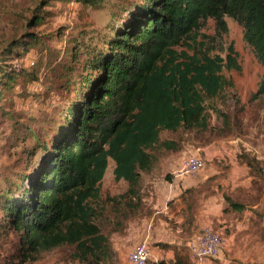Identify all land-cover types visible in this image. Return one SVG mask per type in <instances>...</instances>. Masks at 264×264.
Returning a JSON list of instances; mask_svg holds the SVG:
<instances>
[{
    "label": "trees",
    "instance_id": "16d2710c",
    "mask_svg": "<svg viewBox=\"0 0 264 264\" xmlns=\"http://www.w3.org/2000/svg\"><path fill=\"white\" fill-rule=\"evenodd\" d=\"M56 1L95 9L105 4V0L38 2L22 24L25 29L20 31L19 24L17 33L0 43V99L21 76L22 69L11 64L12 58L20 60L33 46H44L43 35L31 29L45 24L50 15L45 9ZM16 14L11 11V16ZM227 18L243 28L245 42L264 68V0H138L123 7L117 22L99 34L95 44L91 38L84 41L85 33L73 40L60 68L71 75L80 55H85V72L71 87L75 95L54 117L58 124L48 139L34 135L19 182L0 194V235L8 229L20 234L23 261L69 247L73 261L105 264L113 245L98 221L105 214L99 202L110 161L116 182L128 184L124 194L107 198L114 214L137 211L139 204L144 205V175L159 169L166 155L184 151L179 139H163V132H207L212 130V114L231 127L230 116L208 100L234 87L222 74L241 72L234 47H229L225 59L205 56L202 62L185 54L180 61L175 51L208 19L227 33ZM260 97L264 75L253 99ZM224 199L229 206L224 212L245 210L232 198ZM122 228L121 222L117 229ZM162 244L157 246L173 248L176 256L175 261L158 264H191L187 250Z\"/></svg>",
    "mask_w": 264,
    "mask_h": 264
},
{
    "label": "rangeland",
    "instance_id": "374dc122",
    "mask_svg": "<svg viewBox=\"0 0 264 264\" xmlns=\"http://www.w3.org/2000/svg\"><path fill=\"white\" fill-rule=\"evenodd\" d=\"M40 1L2 0L1 45L17 33L19 24L20 31L25 29L23 22L31 18L35 5ZM134 1L138 0H105L104 7L99 9L85 8L77 2L59 1L46 7L45 11L50 15H46L45 24L31 29L43 35L44 46H33L20 60L17 56L12 58L11 64L22 69L21 76L11 92L0 99V194L19 182L28 152L35 144L34 135L48 139V133L58 124L54 117L75 95L71 87L85 72V55H80L77 70L71 75L62 74L63 69L60 68L67 59L64 54L74 47L73 40L85 33L87 38L84 41L91 38L90 42L95 44L97 36L108 32L117 22L123 7ZM11 11L17 12L16 16H11ZM226 22L228 32L221 33L213 19L203 21L190 38L175 47V51L180 61L185 54L202 62L205 56L225 59L229 47H234L241 72H222L234 82V87H227L218 98L208 100L230 116L231 127L226 128L222 120L212 114V130L207 132H163V139H179L184 151L165 157L163 153L160 168L143 178L146 194L152 192L151 181L174 180V172L182 157H201L206 164L201 173L212 171V176L197 189L192 204L195 210L192 221L181 224L175 205H168L166 214L161 213V209H154L149 202V208L139 204L137 211L125 209L123 213L114 214L112 203L107 198L124 194L128 184L116 182L113 174L115 164L110 161L99 202L104 206L105 214L98 221L113 245L111 257L105 264H128L127 255L132 246L144 242L154 251L151 264L168 261L167 256L173 250L157 245L170 243L177 249L188 250L194 233L199 235L206 227L222 235L226 242L221 257L213 264H264V97L253 99L263 80L264 68L245 42L243 28L230 18ZM205 151L216 156L207 158ZM200 174L197 177H201ZM169 176L171 180H168ZM147 196L148 200L156 198L150 193ZM224 196L243 204L245 210L224 212L229 207ZM121 222L123 228L119 230L117 227ZM72 254L71 248L64 247L43 253L35 260L23 261L20 234L8 229L0 235V264H81L72 260Z\"/></svg>",
    "mask_w": 264,
    "mask_h": 264
},
{
    "label": "crops",
    "instance_id": "0c3cea01",
    "mask_svg": "<svg viewBox=\"0 0 264 264\" xmlns=\"http://www.w3.org/2000/svg\"><path fill=\"white\" fill-rule=\"evenodd\" d=\"M205 155L207 158H210V156H211V158H214L216 156L215 153L214 154H212V153L208 154L206 151H205ZM185 158H186V156L181 158L179 167L174 172V180H172L171 182H169L165 179H163L159 182L151 181L152 186L150 189L152 190V192L151 191L146 192V194L144 195V197L142 199L144 205L147 208L150 207L149 205H152L154 209H161V213H166V214L168 213V210H169L168 205H175L176 210H177V211H175V213H180V217H181L180 223L183 225L187 224L188 221L191 222L192 221L191 220L192 215H193V213L195 214V210L192 207V204L194 202V198H195V194L197 193V189L201 188L204 185V183L207 180H209L208 177L212 176L211 175L212 171H209L207 173L206 172L201 173L200 174L201 177H197L198 175H195V176L187 175V176H184L183 178H176L175 173L181 168V164ZM144 192H145V190H144ZM147 193H150L151 195H155L156 198L150 197L148 200ZM148 202L150 203L149 205H148ZM201 225H202V223H200V226ZM193 236L194 237L191 239V241L194 240L198 235H197V233L196 234L194 233ZM160 243H162V242H160ZM166 244L172 245L170 243H166ZM135 246L136 245L134 244L132 246V248L130 249V251ZM168 249H170V250L172 249L173 252L171 254H168V256H167L168 261L167 262L175 261V256H176L175 250L173 248H168ZM187 252L189 255V260L192 264L191 253L189 251V244H188ZM153 254H154V251H153Z\"/></svg>",
    "mask_w": 264,
    "mask_h": 264
},
{
    "label": "built area",
    "instance_id": "2783aa9c",
    "mask_svg": "<svg viewBox=\"0 0 264 264\" xmlns=\"http://www.w3.org/2000/svg\"><path fill=\"white\" fill-rule=\"evenodd\" d=\"M205 165L201 157L187 156L175 177L198 175L204 170ZM225 244L222 235L209 227L204 228L202 233L189 243L192 264H212L221 257ZM153 259V251L146 242L136 245L127 255L128 264H151Z\"/></svg>",
    "mask_w": 264,
    "mask_h": 264
},
{
    "label": "clouds",
    "instance_id": "9594fccd",
    "mask_svg": "<svg viewBox=\"0 0 264 264\" xmlns=\"http://www.w3.org/2000/svg\"><path fill=\"white\" fill-rule=\"evenodd\" d=\"M187 157V156H186Z\"/></svg>",
    "mask_w": 264,
    "mask_h": 264
}]
</instances>
